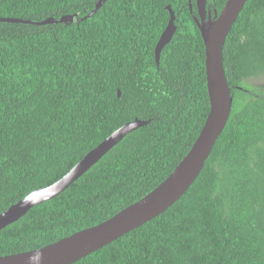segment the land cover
I'll list each match as a JSON object with an SVG mask.
<instances>
[{
  "label": "trees",
  "instance_id": "trees-1",
  "mask_svg": "<svg viewBox=\"0 0 264 264\" xmlns=\"http://www.w3.org/2000/svg\"><path fill=\"white\" fill-rule=\"evenodd\" d=\"M0 0V214L128 134L57 197L0 230V256L99 225L158 187L210 112L196 0ZM227 0H207L214 18ZM192 4V10L190 9ZM175 13L160 62L156 46ZM78 15L73 23L39 25ZM233 97L201 174L167 211L74 264H264V0H248L223 52ZM120 93V94H119Z\"/></svg>",
  "mask_w": 264,
  "mask_h": 264
},
{
  "label": "water",
  "instance_id": "water-1",
  "mask_svg": "<svg viewBox=\"0 0 264 264\" xmlns=\"http://www.w3.org/2000/svg\"><path fill=\"white\" fill-rule=\"evenodd\" d=\"M106 1H98L95 9L78 21L93 16ZM247 2L248 0H227L221 13L215 14L213 18L207 9V0H196L198 17H195L194 20L201 31L205 44V68L210 112L196 142L175 170L145 197L101 224L74 233L44 248L0 256V264H74L163 214L185 195L204 169L231 116L233 97L224 68L223 52L226 39ZM168 9L171 18L156 46L158 64L164 47L172 40L176 32L175 13L171 6H168ZM190 9L192 10L191 3ZM77 16L66 15L58 21L49 18L36 24L73 23ZM0 22L31 23L28 20L16 18H0ZM146 124L148 121L139 119L125 124L89 152L58 182L33 191L23 200L11 206L0 214V230L18 222L34 206L63 193L128 134Z\"/></svg>",
  "mask_w": 264,
  "mask_h": 264
},
{
  "label": "rangeland",
  "instance_id": "rangeland-1",
  "mask_svg": "<svg viewBox=\"0 0 264 264\" xmlns=\"http://www.w3.org/2000/svg\"><path fill=\"white\" fill-rule=\"evenodd\" d=\"M256 85H263L264 86V79L263 80H257L254 82Z\"/></svg>",
  "mask_w": 264,
  "mask_h": 264
}]
</instances>
